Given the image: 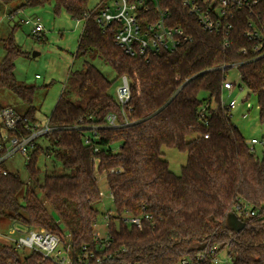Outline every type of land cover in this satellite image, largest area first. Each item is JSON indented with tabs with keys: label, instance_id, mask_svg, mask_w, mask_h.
<instances>
[{
	"label": "trees",
	"instance_id": "1",
	"mask_svg": "<svg viewBox=\"0 0 264 264\" xmlns=\"http://www.w3.org/2000/svg\"><path fill=\"white\" fill-rule=\"evenodd\" d=\"M20 1L18 10L53 4L55 15L64 11L82 22L74 59L83 64L67 76L48 118L50 131L42 136L45 146L36 144L26 165L28 181L18 173L0 175V219L59 236L77 264L83 247L97 248V175H103L114 216L98 253L113 258L101 264H178L184 258L212 264L196 256L214 245L226 251L228 264H264V151L261 159L254 155L221 102L227 71L235 67L264 121V57L255 56L243 36L251 16L236 13L225 45L221 36L202 31L178 0H161L159 11L170 17L165 24L189 40L173 52L130 57L114 44L115 24L100 28L90 0ZM258 13L264 20V10ZM12 35L4 40L0 89L16 96L26 107L23 116L36 122V87L14 76L15 61L24 54ZM95 59L115 73L113 81L90 63ZM122 76L130 81L125 109L110 95ZM109 115L115 126H108ZM92 129L96 139L86 146L83 136ZM163 147L186 154L179 176L162 159ZM40 155L62 173L54 166L40 169ZM241 208L254 215H240ZM128 217L140 218L141 226L124 223ZM0 264L54 263L37 253L22 258L0 243Z\"/></svg>",
	"mask_w": 264,
	"mask_h": 264
},
{
	"label": "built area",
	"instance_id": "2",
	"mask_svg": "<svg viewBox=\"0 0 264 264\" xmlns=\"http://www.w3.org/2000/svg\"><path fill=\"white\" fill-rule=\"evenodd\" d=\"M160 1L103 0L93 9V12L96 14L97 23L103 30L107 29L110 24L116 25L114 44L121 48L125 54L130 57H146L149 54L162 51L173 52L178 46L189 40L182 29L169 27L165 24V20L168 21L170 17L168 11H159ZM178 2L181 10L194 18L202 31L221 36L225 45L228 44L229 32L232 29V21L236 13H248L251 18L247 22L243 36L250 42L251 51L255 56L264 57V20L259 17L258 13L264 10V0H178ZM15 14H19V10ZM23 23L32 26V34L37 35L43 31L37 19H25ZM241 52L245 53V49H242ZM119 81L120 85L115 90V99L118 105L125 109L130 98V81L126 76H122ZM233 87L234 85L226 80L222 87V96L226 91L230 95ZM239 90H241L240 87ZM222 96L221 102L225 104L229 112L237 107L235 99L225 102ZM107 124L111 127L115 126V116L109 115ZM49 131L48 119L42 125L18 115L9 107H0V175H6L9 172L5 169L4 163L15 153L24 154L27 165L35 145L38 144L37 139L42 138ZM96 135V129L86 133L83 136L84 144L86 146L93 145ZM247 144L249 147L259 145L264 148V136L260 139H250ZM93 152L98 153L99 147L94 146ZM238 211L244 217L254 215V212H248L244 208ZM104 219L108 220L109 216H104ZM145 219L148 217L146 216ZM123 222L127 225L141 226V219L138 217H128ZM96 225L97 223L93 226V235L97 242V248L95 251H88L83 247L82 255L77 258V264H101L104 261H111L113 258L111 255H98L106 247L108 237L106 235L104 239H99V233L95 229ZM3 238L9 247L17 252L37 253L43 260H49L54 264H73L70 248L62 242L59 236L45 229H30L13 224L3 234ZM222 252H225V257H222ZM206 257L211 259L212 264H228L229 262L226 251L217 245L205 248L196 256V261H202ZM178 264L194 263L184 258Z\"/></svg>",
	"mask_w": 264,
	"mask_h": 264
},
{
	"label": "rangeland",
	"instance_id": "3",
	"mask_svg": "<svg viewBox=\"0 0 264 264\" xmlns=\"http://www.w3.org/2000/svg\"><path fill=\"white\" fill-rule=\"evenodd\" d=\"M102 1L90 0L89 9H94ZM21 3L20 0L10 3L0 0V61L6 54L4 40L13 34L14 42L24 54L23 57L15 61L14 76L18 82L36 87L33 105L37 111L34 118L37 123L43 125L64 89L69 72L79 70L82 67L83 61L74 59L82 22L72 21L64 11L55 15L53 4L19 9V14H15ZM12 15H14L13 18H11ZM25 19H38L43 28L42 33L32 34V26L23 23ZM16 25L18 27L14 29ZM34 53L37 55L33 56ZM90 63L109 81L115 79V73L101 60L95 59ZM226 80L234 87L231 95L227 91L223 93V100L225 102L232 99L237 101V107L230 112L232 122L237 126L246 142L251 138L260 139L264 136V121L260 122L259 120L255 96L249 95L247 89L241 84L239 73L235 67L227 71ZM118 85H120L119 80L110 90L112 97H115V90ZM200 96L204 97L205 93H201ZM245 98L247 99L244 101ZM0 107H9L20 116H23L26 111L25 105L16 96L3 89H0ZM37 142L41 146H45L42 138H38ZM251 148H253V153L258 159L263 157L264 148L262 146L256 145ZM161 153L162 159L168 163L170 172L179 176L186 163V154L166 147L161 149ZM37 166L47 171H51L54 166L56 173H62L60 165L53 163L50 157L44 155L39 156ZM4 167L9 172L18 173L23 181H28L24 154L19 152L13 154L5 161ZM97 186L101 193V201L95 205L98 210V222L95 229L99 233V239H104L107 225L104 216H114V212L103 175H97ZM10 226L11 224L5 219H0V243L7 246L9 244L3 238V234L7 232ZM19 254L24 258L29 252L20 251ZM221 255L225 257V252H222Z\"/></svg>",
	"mask_w": 264,
	"mask_h": 264
},
{
	"label": "water",
	"instance_id": "4",
	"mask_svg": "<svg viewBox=\"0 0 264 264\" xmlns=\"http://www.w3.org/2000/svg\"><path fill=\"white\" fill-rule=\"evenodd\" d=\"M36 55H37L36 53L33 54V56H36Z\"/></svg>",
	"mask_w": 264,
	"mask_h": 264
},
{
	"label": "crops",
	"instance_id": "5",
	"mask_svg": "<svg viewBox=\"0 0 264 264\" xmlns=\"http://www.w3.org/2000/svg\"><path fill=\"white\" fill-rule=\"evenodd\" d=\"M37 20H38V19H37ZM231 94H232V93H231ZM231 94H230V95H231ZM257 109H258V108H257ZM236 127H237V126H236ZM239 132H240V131H239ZM251 139H253V138H251Z\"/></svg>",
	"mask_w": 264,
	"mask_h": 264
}]
</instances>
